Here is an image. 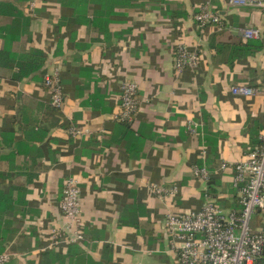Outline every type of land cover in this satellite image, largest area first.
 I'll use <instances>...</instances> for the list:
<instances>
[{"label": "crops", "instance_id": "crops-1", "mask_svg": "<svg viewBox=\"0 0 264 264\" xmlns=\"http://www.w3.org/2000/svg\"><path fill=\"white\" fill-rule=\"evenodd\" d=\"M2 3L21 13L10 30L0 25V56L7 50L12 62L0 66V192L13 196L14 218L3 225L8 264H178L168 215L200 212L206 193L226 213L241 207L235 165L264 134L262 10L231 0ZM205 5L224 30L198 26ZM245 27L260 29V38L245 40ZM179 45L198 50L197 67L176 71ZM23 63L36 70L20 79ZM55 70L60 110L44 85ZM125 82L138 86L131 123L118 120ZM236 86L256 94L235 95ZM72 126L89 134L72 137ZM203 166L206 184L193 173ZM70 177L81 191L85 241L48 260L41 250L66 224L59 206ZM152 185L177 191L162 199ZM251 223L260 227V212Z\"/></svg>", "mask_w": 264, "mask_h": 264}, {"label": "built area", "instance_id": "built-area-1", "mask_svg": "<svg viewBox=\"0 0 264 264\" xmlns=\"http://www.w3.org/2000/svg\"><path fill=\"white\" fill-rule=\"evenodd\" d=\"M231 4L257 8L264 14V0H231ZM195 20L200 28L213 25L219 31L225 29L222 18L208 5L201 6ZM241 34L245 40L258 39L261 30L245 27L241 29ZM174 60L175 69L179 73L187 67H197L200 55L198 50L190 52L186 46L179 45ZM44 85L50 92L51 106L60 110L65 99L60 73L55 70L47 75ZM121 90L118 120L131 123L139 107L138 86L133 82H125ZM232 92L243 96L256 94V90L244 86H236L232 88ZM197 127V124H191L189 130L194 132ZM69 134L72 137H82L89 132L72 126ZM261 141L258 148L251 150L235 165L234 185L240 191L239 210L226 213L206 193L200 212L187 211L167 216L166 232L178 254V264H264V134ZM225 168L226 165H223L222 169ZM193 173L205 184L211 178V173L205 166L195 167ZM151 188L162 199L170 198L177 191L176 188L157 185H152ZM80 192L77 180L67 178L59 206L66 224L62 229L52 231L51 243L41 251L62 249L85 241ZM257 212L261 213V225L254 229L251 221ZM11 259L10 252H0V264H8Z\"/></svg>", "mask_w": 264, "mask_h": 264}, {"label": "trees", "instance_id": "trees-1", "mask_svg": "<svg viewBox=\"0 0 264 264\" xmlns=\"http://www.w3.org/2000/svg\"><path fill=\"white\" fill-rule=\"evenodd\" d=\"M21 13L18 12L13 5L11 4H6V3H2L0 4V25L7 27V30L11 29L12 26L15 24L11 19L12 17H18L20 16ZM10 52H12V49L9 50ZM9 55V52H7V50H4L1 53L0 56V66L3 67H11V61L7 58V56ZM14 55V54H13ZM14 60V59H12ZM45 60L44 58L40 60V63L37 64V68L42 67L44 64ZM17 65V64H16ZM17 67L19 68V77L18 78H23L24 76H28L31 71L36 70V69H32V70H26V65L25 63L23 64H18ZM26 70V71H25ZM13 196L10 194H6L5 192L1 191L0 192V252H3L4 246L8 241H5L6 237H7V233L5 231H3L4 227V223H7V219H14V218H8L7 214H10L11 212L8 211L9 206H10V198H12ZM241 208V207H240ZM4 241V242H3ZM66 255V256H65ZM68 251L66 250H59V249H54L51 251L46 252V258L49 260L51 258H63V257H67Z\"/></svg>", "mask_w": 264, "mask_h": 264}]
</instances>
